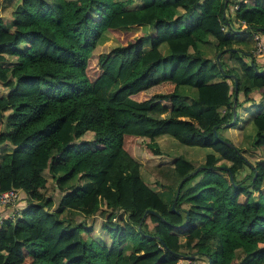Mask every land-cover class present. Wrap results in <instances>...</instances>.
Masks as SVG:
<instances>
[{
  "label": "trees",
  "instance_id": "trees-1",
  "mask_svg": "<svg viewBox=\"0 0 264 264\" xmlns=\"http://www.w3.org/2000/svg\"><path fill=\"white\" fill-rule=\"evenodd\" d=\"M134 3L0 0V193L26 201L0 225V264H264V71L233 48L236 30L264 36V0ZM164 135L211 151L198 167L162 161ZM247 145L263 150L254 166ZM148 163H168L179 189L150 186Z\"/></svg>",
  "mask_w": 264,
  "mask_h": 264
},
{
  "label": "rangeland",
  "instance_id": "rangeland-1",
  "mask_svg": "<svg viewBox=\"0 0 264 264\" xmlns=\"http://www.w3.org/2000/svg\"><path fill=\"white\" fill-rule=\"evenodd\" d=\"M141 0H135V3L133 4V6H139ZM3 16L5 17V19H10V16L8 14H3ZM11 20V19H10ZM140 30L135 31L133 30V32L131 34L135 35L136 33H138ZM254 35L253 30L251 29H247L244 32H241L240 34H238V36L236 37V40L241 41L244 45V49H242L245 53L250 52V48H251V44H252V38ZM118 45V39L116 37H114L111 34L106 36V39L104 42L100 43V45L97 48H101L102 51H107L109 50L108 48L112 47V46H116ZM235 48V47H234ZM214 51H216V48H214ZM257 60V58H256ZM229 64H232V62H230ZM238 73L242 74V72L240 71V69H238ZM261 95L255 93L254 95H252L253 100H251L248 104L246 103V105H244L243 107H247L250 105V103H253L254 101H258L259 99H262V97H260ZM241 99L243 100V97L241 96ZM243 107H241L240 110H242L241 115L243 114V112L245 111L244 109H242ZM252 112V111H250ZM250 117L247 118V121L242 123V126L240 128H238L237 130H230L229 131V137L231 139H233L236 137V134L238 133L240 136V142L235 143L237 145H240L241 141H242V128L244 129V127L246 126V124L249 122L248 119H250ZM228 131V130H226ZM221 134H224L221 132ZM92 133H87L85 136H83V139H91L92 138ZM171 137V136H170ZM160 147L162 149L163 153L167 154L168 159L162 160V161H171L179 156H183L186 159H188L187 161H191L196 167L204 164L205 161V155L211 151V149L208 148H203V147H198V146H185L180 144L176 139H174L173 137H171L169 140L163 138L160 139ZM246 149H250V146L247 145L245 146ZM137 157H139L138 155H141V152L143 153L144 147L143 145H141L140 147H137ZM258 154L259 157L263 154V150L257 151L255 150ZM254 152H251L250 150L245 152L246 155H248L249 157V162L252 163L251 165L254 166L256 163V156ZM260 160H264V158H259ZM157 163V162H156ZM168 163H164L161 164V166L159 167H153L154 165L148 163L147 165H143L142 168V175L144 176V178L146 179V181L148 183H150V186H153L154 188H158V190L163 191L164 189H166L167 186L168 190L169 188H173L171 191V194L174 191H177L179 189V186L181 184V178L178 174H176L174 171H172L171 168H167ZM164 170V172H163ZM250 171L246 170L244 172L245 175L249 174ZM243 175V174H242ZM242 175L239 177L241 178ZM166 193L164 194V196L167 194V190H165ZM101 222V221H100ZM99 223H97V227H98ZM96 234H99V232H96ZM103 238V243L106 244L107 242V236L106 235H102ZM239 257L242 256V254L238 253ZM196 256L194 255H189L187 256V258L182 259L180 261L179 264H206V262L204 260H196L194 261V258Z\"/></svg>",
  "mask_w": 264,
  "mask_h": 264
},
{
  "label": "crops",
  "instance_id": "crops-1",
  "mask_svg": "<svg viewBox=\"0 0 264 264\" xmlns=\"http://www.w3.org/2000/svg\"><path fill=\"white\" fill-rule=\"evenodd\" d=\"M143 1V0H142ZM183 11V9L181 10V12ZM230 11V13H231V15L233 16V11L230 9L229 10ZM238 34H240V33H238ZM238 34H237V36H238ZM236 36V37H237ZM253 36V38H252V44H251V48H250V52H247V53H245L242 49H244L245 47H244V45H243V43L241 42V41H238V40H236V37L234 38V40H233V48L235 47V49H240V50H242L245 54H249V53H251V54H253L255 57V59L257 58V60H256V63H257V66H258V70H260L261 72L262 71H264V53H263V55L262 56H258L257 54H256V41H255V38H254V35H252ZM262 36V35H261ZM263 40H264V36H263ZM209 52H211V51H209ZM207 53V52H206ZM209 55H208V57L209 58H211V55H213V52H211V53H208ZM245 59V61H247V62H251V61H253V59L249 56L248 58H244ZM230 62H232V64H229ZM228 64H229V67H231V68H233V69H237V67H239L238 66V64L237 63H235L234 61H228L227 62ZM255 93H257V92H254L253 93V95L255 94ZM258 94V93H257ZM261 97V96H260ZM249 103V102H248ZM247 103V104H248ZM261 103H263V101H262V99H259L258 101H254L253 103H250V105L249 106H247V107H243L242 109H244L245 111L243 112V114L241 115V113H242V110H238V113H239V122L237 123V125L234 127V128H232L231 130H237L238 128H240L241 126H242V123H244V122H246L247 121V118L248 117H250V116H252L253 114H256L257 112H258V107H256V105H258V104H261ZM246 105V104H245ZM250 111H252V112H250ZM163 138H165V139H167V140H169L171 137L170 136H167V135H164V136H162L161 138H159V139H163ZM160 141V140H159ZM232 141H233V139H232ZM234 141L235 142H233L234 144L235 143H238V142H240V136H239V134L237 133L236 134V137L234 138ZM237 145V144H236ZM11 150H12V146L9 144V143H4V144H1L0 145V158L1 157H4L7 153H9V152H11ZM141 172H142V170H141ZM48 194L49 195H52V194H54V196L57 198L58 197V195L55 193V191L53 190V188H52V185H49L48 186ZM157 190H158V188H157ZM165 191V189L163 190V191H160L159 190V192H164ZM19 197H20V199H19V201H17V207L19 208V209H21V208H23L25 205H26V201H25V198H24V195H23V193H20L19 194ZM12 213H13V209L12 208H10V207H8V206H0V225L2 224V222L6 219V218H9L11 215H12Z\"/></svg>",
  "mask_w": 264,
  "mask_h": 264
},
{
  "label": "built area",
  "instance_id": "built-area-1",
  "mask_svg": "<svg viewBox=\"0 0 264 264\" xmlns=\"http://www.w3.org/2000/svg\"><path fill=\"white\" fill-rule=\"evenodd\" d=\"M238 6H234L236 9ZM245 22H242V27H245ZM254 38L256 41V54L262 56L264 53V40L263 36L260 34L254 33ZM19 199L18 191L11 189L5 192L0 193V206H8L13 209V213L18 211L17 201ZM12 213V215H13ZM11 215V216H12Z\"/></svg>",
  "mask_w": 264,
  "mask_h": 264
},
{
  "label": "water",
  "instance_id": "water-1",
  "mask_svg": "<svg viewBox=\"0 0 264 264\" xmlns=\"http://www.w3.org/2000/svg\"><path fill=\"white\" fill-rule=\"evenodd\" d=\"M258 30H259V29H258ZM244 31H245V30H241V31L236 30L235 32H237V33H241V32H244ZM230 50H231V51H235V49H230ZM218 57H219V56H218ZM251 63L253 64V61H252ZM255 70H256V73H259L258 68L255 67ZM228 76H230V78H232V79L234 80V90H235V92L237 93V92H238L237 77H236L234 74H230V75H228ZM235 102H236V99H235ZM236 122H237V121H236V111H235V112H234V118H233L232 122L228 123L227 126L232 127ZM226 169L229 170L228 168H226ZM195 172H197V171H195ZM230 177H231V181L233 182V180H234V175H233L232 173H231ZM177 198H178V194L176 195L175 200H174V202H173L172 210H176L175 207H176ZM177 212H178V210H177ZM149 213H153V214H154L155 211H152V210H148V211H146V213L144 214V217H146L147 214H149ZM209 264H211L210 259H209Z\"/></svg>",
  "mask_w": 264,
  "mask_h": 264
}]
</instances>
